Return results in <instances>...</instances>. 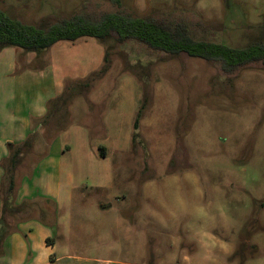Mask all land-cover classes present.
Returning a JSON list of instances; mask_svg holds the SVG:
<instances>
[{"label": "rangeland", "instance_id": "obj_1", "mask_svg": "<svg viewBox=\"0 0 264 264\" xmlns=\"http://www.w3.org/2000/svg\"><path fill=\"white\" fill-rule=\"evenodd\" d=\"M118 1L138 15L181 19L198 40L264 43V0ZM115 8L0 0V11L28 25ZM16 50L7 78L17 112L45 114L30 123L11 192L2 170L0 200L13 207L4 234L24 219L59 222L51 239L65 256L56 264H264V64L222 77L203 60L112 37L61 42L38 56ZM56 146L54 205L28 181ZM0 165L9 168L10 155ZM51 207H59L53 220Z\"/></svg>", "mask_w": 264, "mask_h": 264}, {"label": "trees", "instance_id": "obj_2", "mask_svg": "<svg viewBox=\"0 0 264 264\" xmlns=\"http://www.w3.org/2000/svg\"><path fill=\"white\" fill-rule=\"evenodd\" d=\"M109 1L116 7L114 11H103L97 16L77 13L69 19L47 25L24 24L0 11V51L14 48L38 56L59 42L73 43L81 38L103 42L112 37L118 44L133 43L165 55H186L203 60L217 67L222 77H233L240 71L264 64V43L260 40L252 41L242 48L198 40L191 35L187 24L181 19L142 16L123 9L118 0ZM108 55L107 52L104 65L109 61ZM142 110L139 109L134 118L132 140L138 137ZM22 145H27V141ZM22 145L7 143L10 166L2 169L8 177L9 192L13 189V173ZM99 154L101 157L105 155L102 147H99ZM2 207H5L4 203ZM3 223L1 220L0 225ZM3 233V228H0V243L4 238Z\"/></svg>", "mask_w": 264, "mask_h": 264}, {"label": "crops", "instance_id": "obj_3", "mask_svg": "<svg viewBox=\"0 0 264 264\" xmlns=\"http://www.w3.org/2000/svg\"><path fill=\"white\" fill-rule=\"evenodd\" d=\"M17 54L18 50L14 48H4L0 51V164L9 155L7 143L22 145L27 139L30 123L35 120L34 118H41L45 114L42 113L30 117L25 112H17L18 97L15 94V86L11 87V79L7 78L9 71H12L17 63ZM7 67L8 70L6 69ZM4 69L5 74L1 72ZM61 148L63 151V147ZM61 148L60 146H56L54 149L50 147L51 151L49 149L50 152H47V156L45 155L46 157L34 170L36 171L35 174L28 181L31 187L33 186L38 191V194L45 198L47 203H53L54 205L58 202L57 196H59L55 187H53L54 182H58L59 179V173L57 174L58 166H56L57 160H54V157H60L59 149ZM54 166L56 167L54 168ZM16 168L17 166L14 169L13 182H15ZM2 170L0 166V186L4 172ZM66 176H70V174ZM70 184L68 183V185ZM24 195L27 194L24 193ZM11 208L13 207H2L0 200V221L6 217V213L11 212ZM57 208L59 207H51V210L48 208L44 210L50 214V211H56ZM99 208L100 213H104L107 209V207ZM49 216H52V220L55 219V214H50ZM26 220L17 222L8 234L3 233L4 238L0 243V250L3 251V256H0V263L5 261L7 264H56L65 255L59 251L57 242L51 238L54 236V232L58 233L57 229L62 231V225L56 221L46 223L44 220H41V222ZM0 228H3L4 232L7 229L5 223L0 225ZM46 239H49V241L46 242Z\"/></svg>", "mask_w": 264, "mask_h": 264}]
</instances>
